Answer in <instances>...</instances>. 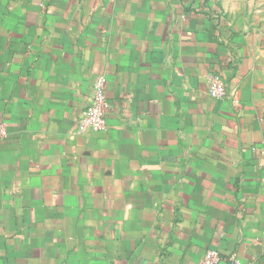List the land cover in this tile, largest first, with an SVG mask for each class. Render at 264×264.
Returning a JSON list of instances; mask_svg holds the SVG:
<instances>
[{"label": "crops", "instance_id": "0c3cea01", "mask_svg": "<svg viewBox=\"0 0 264 264\" xmlns=\"http://www.w3.org/2000/svg\"><path fill=\"white\" fill-rule=\"evenodd\" d=\"M0 123V264H264V0H0Z\"/></svg>", "mask_w": 264, "mask_h": 264}, {"label": "built area", "instance_id": "2783aa9c", "mask_svg": "<svg viewBox=\"0 0 264 264\" xmlns=\"http://www.w3.org/2000/svg\"><path fill=\"white\" fill-rule=\"evenodd\" d=\"M209 93L213 99L222 100L229 94L228 84L220 76L212 74L208 77ZM105 76L95 78L89 105L81 111L77 120L76 133L79 135L99 134L108 129V113L110 104L106 95ZM8 137L5 124L0 123V140ZM220 251L208 250L200 264H222ZM228 264H244L238 254L229 258Z\"/></svg>", "mask_w": 264, "mask_h": 264}]
</instances>
